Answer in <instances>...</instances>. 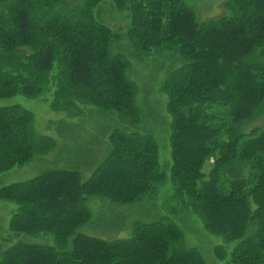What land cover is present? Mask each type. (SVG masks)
Masks as SVG:
<instances>
[{
	"label": "trees",
	"instance_id": "16d2710c",
	"mask_svg": "<svg viewBox=\"0 0 264 264\" xmlns=\"http://www.w3.org/2000/svg\"><path fill=\"white\" fill-rule=\"evenodd\" d=\"M62 1L0 0V98L41 95L56 67L53 110H70L77 100L136 119L127 62L112 52L116 36L88 10L61 16ZM226 5V16L199 22L183 0H130L128 37L138 52L173 44L186 62L162 88L172 117L170 174L177 195L189 198L210 233L226 242L246 238L233 264H264V131L238 128L264 108V63L254 60L258 50L264 58V1ZM33 122L19 105L0 108V173L54 146L35 139ZM109 140L110 153L84 183L78 171L53 170L0 190L2 200L18 206L12 231L52 234L56 244H16L0 264H205L197 251L176 248L182 233L171 222L135 223L131 239L114 242L79 232L91 217L89 198L134 204L166 179L151 136L117 131ZM70 241L72 249L62 250Z\"/></svg>",
	"mask_w": 264,
	"mask_h": 264
},
{
	"label": "rangeland",
	"instance_id": "374dc122",
	"mask_svg": "<svg viewBox=\"0 0 264 264\" xmlns=\"http://www.w3.org/2000/svg\"><path fill=\"white\" fill-rule=\"evenodd\" d=\"M228 1L183 0V3L194 10L197 21L206 22L226 16ZM129 5L130 0H127L123 7L115 0H63L58 12L63 17L74 18L79 12L88 10L94 21L108 27L116 36L112 52L122 56L127 62L126 75L135 85L139 115H135L136 119H125L115 111H102L77 100L73 101L70 110H53L51 107L58 86V68L55 67L47 89L41 95L34 98L23 95L0 98V108L19 105L32 113L33 135L36 140L47 138L54 143L50 150L34 155L27 164L0 173V190L16 183L30 181L53 170L78 171L84 183L110 153L112 147L109 138L113 133L120 131L149 135L158 146V166L166 175L165 181L134 204L120 205L101 197L89 198L86 206L91 217L79 232L114 242L131 239L135 223L171 222L177 225L182 233L181 242L176 244L177 249L197 251L205 264H233V252L246 238L226 242L222 237L210 233L202 214L193 210L189 198L177 195L171 180L172 117L168 112V95L162 88L169 75L186 62L177 48L170 43L169 46L154 44L145 52L136 51L128 37L131 27ZM254 60L264 63L260 50L256 52ZM220 117L225 118L224 123L227 125L229 110L223 109ZM238 128L246 134L255 128L264 131V108ZM214 164L215 158L207 162L206 173ZM223 176L222 186L226 190L229 188V180L226 174ZM251 209H256L252 202ZM17 211L16 204L0 198V263L4 254L19 243L56 247L52 234L27 235L12 231L10 222ZM252 233L253 231H250L249 235ZM71 249L70 241L62 250Z\"/></svg>",
	"mask_w": 264,
	"mask_h": 264
}]
</instances>
